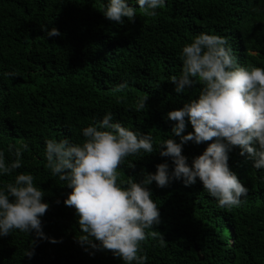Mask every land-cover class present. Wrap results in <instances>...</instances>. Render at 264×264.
<instances>
[{"label": "trees", "instance_id": "obj_1", "mask_svg": "<svg viewBox=\"0 0 264 264\" xmlns=\"http://www.w3.org/2000/svg\"><path fill=\"white\" fill-rule=\"evenodd\" d=\"M107 3L0 0V151L10 164L15 147L28 145L22 167L0 175V187L17 174L33 175L49 204L41 218L43 232L62 241L37 240L29 259L25 252L35 233L14 230L0 237V264H124L111 251H85L77 243L82 233L76 210L63 203L71 189L46 168V141L82 143L83 128L110 112L113 122L151 135L154 145L150 155L126 158L117 169L118 183L126 185L129 177L139 182L142 172L154 174L161 163L168 164L171 175L174 164L159 155V145L169 138L180 143V137L172 133L175 122L167 114L198 98L202 87L197 83L175 92L171 78L181 75L183 46L200 33L218 35L226 38L241 66L264 68V0H166L155 17L128 0L137 16L134 22L125 18L124 24L104 17ZM52 28L61 35L49 37ZM125 83L126 88L116 90ZM145 96L146 108L137 111V101ZM186 124L182 135L193 132ZM208 143L182 146L189 166ZM239 153L232 148L228 160L249 190L239 206L220 207L198 178L190 186L183 179L165 188L155 182L148 186L160 211L154 230L166 244L152 237L143 242L146 264H264V169H255Z\"/></svg>", "mask_w": 264, "mask_h": 264}, {"label": "clouds", "instance_id": "obj_2", "mask_svg": "<svg viewBox=\"0 0 264 264\" xmlns=\"http://www.w3.org/2000/svg\"><path fill=\"white\" fill-rule=\"evenodd\" d=\"M136 2L150 17L157 16V9L166 6V0ZM103 15L109 21L124 24L125 18L135 21L137 9L129 6L128 0H108ZM47 35L61 34L52 28ZM227 44L226 38L200 33L182 48L181 75L171 78L175 92L181 94L197 83L202 87L198 98L167 114V119L175 122L172 133L180 137V143L169 138L159 145V155L172 159L171 175L168 164L161 163L154 174L142 172L139 182L129 177L126 185L118 183L117 169L126 158L141 152L150 155L154 145L151 135L113 122L110 112L100 122L83 128L82 143L73 144L67 138L46 141V168L71 189L63 203L76 210L82 234L75 239L85 251L89 247L107 250L124 264H146L143 242L152 237L158 238L161 246L166 244L163 235L154 230L160 223V211L148 187L153 182L165 188L173 179H183L185 186H190L198 178L204 191L222 208L239 206L241 198L248 195V188L229 168V152L238 147L239 154L251 160L255 169H264V68L241 66ZM126 87L125 83L116 90ZM147 99L145 96L137 101V111L146 108ZM186 121L193 132L182 135ZM190 141L197 145L210 142L191 166L182 155V146ZM13 147L8 146L10 152ZM27 148V143L15 147V159L10 164L0 151V175H11L21 168V157ZM44 197L45 192L35 186L31 174H17L13 182L0 187V237L9 236L14 230L28 235L35 233L36 240L31 241V249L25 252L29 259L35 254L37 240L62 242L43 232L41 218L49 209ZM149 229L153 230L146 231Z\"/></svg>", "mask_w": 264, "mask_h": 264}, {"label": "water", "instance_id": "obj_3", "mask_svg": "<svg viewBox=\"0 0 264 264\" xmlns=\"http://www.w3.org/2000/svg\"><path fill=\"white\" fill-rule=\"evenodd\" d=\"M200 259H202V257L200 256Z\"/></svg>", "mask_w": 264, "mask_h": 264}]
</instances>
